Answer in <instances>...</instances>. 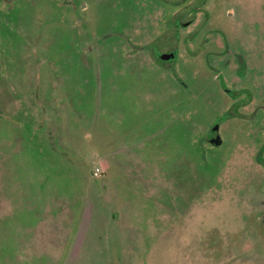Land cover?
<instances>
[{"label":"rangeland","instance_id":"1","mask_svg":"<svg viewBox=\"0 0 264 264\" xmlns=\"http://www.w3.org/2000/svg\"><path fill=\"white\" fill-rule=\"evenodd\" d=\"M0 264H264V0H0Z\"/></svg>","mask_w":264,"mask_h":264},{"label":"water","instance_id":"2","mask_svg":"<svg viewBox=\"0 0 264 264\" xmlns=\"http://www.w3.org/2000/svg\"><path fill=\"white\" fill-rule=\"evenodd\" d=\"M177 52L178 50H175L173 52H168V53H157V55L161 60L170 61L172 60L173 57H175V55H177ZM217 130H218V124H215L214 127L212 128V133L209 137V142L215 145L221 143V138Z\"/></svg>","mask_w":264,"mask_h":264},{"label":"flooded vegetation","instance_id":"3","mask_svg":"<svg viewBox=\"0 0 264 264\" xmlns=\"http://www.w3.org/2000/svg\"><path fill=\"white\" fill-rule=\"evenodd\" d=\"M191 22V21H190ZM179 35V32L177 33V36ZM156 59H158V61L160 62V63H163L164 62V60H159L160 58H156ZM166 63V62H165ZM225 90L227 91V92H229V89L228 88H225ZM209 140V139H208ZM212 144V143H211Z\"/></svg>","mask_w":264,"mask_h":264},{"label":"trees","instance_id":"4","mask_svg":"<svg viewBox=\"0 0 264 264\" xmlns=\"http://www.w3.org/2000/svg\"><path fill=\"white\" fill-rule=\"evenodd\" d=\"M240 63H241V65H242V61H241ZM242 68H243V67H241L240 71L242 70Z\"/></svg>","mask_w":264,"mask_h":264}]
</instances>
